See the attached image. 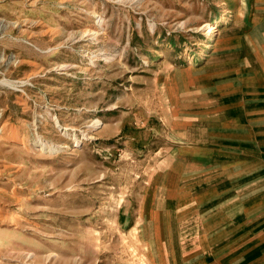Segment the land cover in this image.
I'll return each mask as SVG.
<instances>
[{"label": "rangeland", "instance_id": "1", "mask_svg": "<svg viewBox=\"0 0 264 264\" xmlns=\"http://www.w3.org/2000/svg\"><path fill=\"white\" fill-rule=\"evenodd\" d=\"M4 79L0 264H151L132 223L190 113L171 94L238 107L264 163V0H0Z\"/></svg>", "mask_w": 264, "mask_h": 264}, {"label": "crops", "instance_id": "2", "mask_svg": "<svg viewBox=\"0 0 264 264\" xmlns=\"http://www.w3.org/2000/svg\"><path fill=\"white\" fill-rule=\"evenodd\" d=\"M171 97L190 113L175 109L173 153L145 180L132 223L151 264H264V163L247 165L233 143L245 141V118L230 102L215 111L213 98Z\"/></svg>", "mask_w": 264, "mask_h": 264}, {"label": "bare ground", "instance_id": "3", "mask_svg": "<svg viewBox=\"0 0 264 264\" xmlns=\"http://www.w3.org/2000/svg\"><path fill=\"white\" fill-rule=\"evenodd\" d=\"M212 28H213V27H212ZM0 83L5 84V85H7V86H13V82H12V81H8L7 79L0 80ZM101 123H102V121H100L99 119H97V120L94 121V124H95V125H99V124H101Z\"/></svg>", "mask_w": 264, "mask_h": 264}]
</instances>
